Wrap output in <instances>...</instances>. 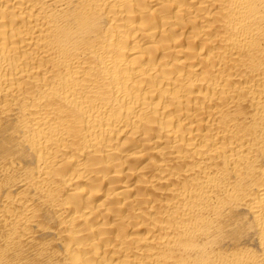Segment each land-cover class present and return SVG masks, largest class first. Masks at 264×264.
<instances>
[{
	"label": "bare ground",
	"instance_id": "6f19581e",
	"mask_svg": "<svg viewBox=\"0 0 264 264\" xmlns=\"http://www.w3.org/2000/svg\"><path fill=\"white\" fill-rule=\"evenodd\" d=\"M0 264H264V0H0Z\"/></svg>",
	"mask_w": 264,
	"mask_h": 264
}]
</instances>
